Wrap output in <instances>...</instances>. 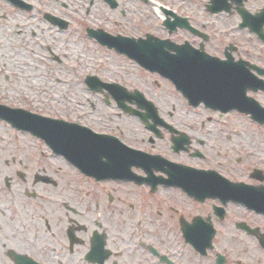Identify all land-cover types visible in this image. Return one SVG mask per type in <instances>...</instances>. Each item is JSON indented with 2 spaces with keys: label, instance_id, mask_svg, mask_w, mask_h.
Listing matches in <instances>:
<instances>
[{
  "label": "flooded vegetation",
  "instance_id": "1",
  "mask_svg": "<svg viewBox=\"0 0 264 264\" xmlns=\"http://www.w3.org/2000/svg\"><path fill=\"white\" fill-rule=\"evenodd\" d=\"M3 1L66 94L55 2L96 50L75 103L8 104L53 121L0 119V264H264V0Z\"/></svg>",
  "mask_w": 264,
  "mask_h": 264
},
{
  "label": "rangeland",
  "instance_id": "2",
  "mask_svg": "<svg viewBox=\"0 0 264 264\" xmlns=\"http://www.w3.org/2000/svg\"><path fill=\"white\" fill-rule=\"evenodd\" d=\"M50 11L60 18L66 19L70 24V29L64 33H54L49 37V40L52 45L65 46L68 57L63 59L62 66L64 69L60 72L64 76L75 79L71 80L70 87H76L74 91L76 96L72 93L71 95L65 93L64 89L68 87L69 81L67 77L55 80L49 75L44 58L39 53L32 54L30 51H26L25 48L31 46L33 42L27 38L30 28L24 26L27 24L35 25L32 14L19 13L8 3L0 0V102L23 106H32L34 103L35 105L31 108L57 105L56 107L62 109L61 105L75 103L80 98L79 88L83 85L75 75L80 76L90 66L83 53L87 54V52L96 50V48H91L87 43L82 42L79 27L86 23H93V19L85 17L79 9L64 8L57 2L54 3ZM27 18L29 19L27 20ZM32 28L42 29L43 27L33 26ZM16 29H23L20 40L13 36ZM60 51H62V48ZM50 72H55V70H50ZM4 73L9 74L7 80L4 79ZM46 87L51 88L50 91L45 92L46 94L39 92L42 90L41 88L46 89ZM237 119L247 118L239 116ZM262 135L264 136V129ZM261 146L264 149V144Z\"/></svg>",
  "mask_w": 264,
  "mask_h": 264
},
{
  "label": "water",
  "instance_id": "3",
  "mask_svg": "<svg viewBox=\"0 0 264 264\" xmlns=\"http://www.w3.org/2000/svg\"><path fill=\"white\" fill-rule=\"evenodd\" d=\"M57 23L60 24H64L62 22H59L58 20H56ZM246 107H241L242 110H244V112L246 113H251L252 118L263 121L264 122V109L260 108L259 106L255 105V104H251L250 102H246L245 103ZM22 115V116H20ZM25 118V120L28 119H38L45 121L46 119L40 118V117H36V118H32L35 117L33 115H30L29 113L23 112L21 110H12V109H8L4 106H0V117L2 118H6L11 120L12 122H14L13 120L18 119L19 117Z\"/></svg>",
  "mask_w": 264,
  "mask_h": 264
}]
</instances>
